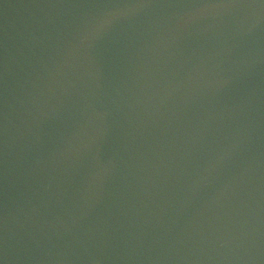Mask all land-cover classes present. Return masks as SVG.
Segmentation results:
<instances>
[{"label":"water","instance_id":"obj_1","mask_svg":"<svg viewBox=\"0 0 264 264\" xmlns=\"http://www.w3.org/2000/svg\"><path fill=\"white\" fill-rule=\"evenodd\" d=\"M0 264H264V0H0Z\"/></svg>","mask_w":264,"mask_h":264}]
</instances>
